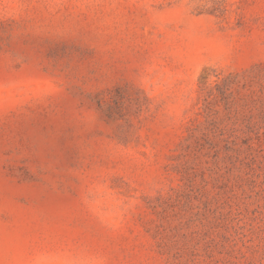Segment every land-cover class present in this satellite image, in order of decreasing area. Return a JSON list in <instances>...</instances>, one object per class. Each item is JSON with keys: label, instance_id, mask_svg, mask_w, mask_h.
I'll return each instance as SVG.
<instances>
[{"label": "rangeland", "instance_id": "rangeland-1", "mask_svg": "<svg viewBox=\"0 0 264 264\" xmlns=\"http://www.w3.org/2000/svg\"><path fill=\"white\" fill-rule=\"evenodd\" d=\"M0 264H264V0H0Z\"/></svg>", "mask_w": 264, "mask_h": 264}]
</instances>
